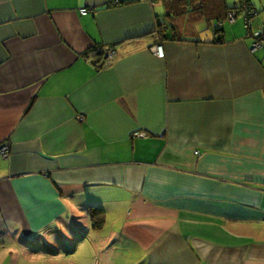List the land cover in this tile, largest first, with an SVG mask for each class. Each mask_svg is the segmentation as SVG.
I'll return each mask as SVG.
<instances>
[{
    "label": "crops",
    "instance_id": "1",
    "mask_svg": "<svg viewBox=\"0 0 264 264\" xmlns=\"http://www.w3.org/2000/svg\"><path fill=\"white\" fill-rule=\"evenodd\" d=\"M243 2L0 0V244L88 220L131 264H264V0L250 29Z\"/></svg>",
    "mask_w": 264,
    "mask_h": 264
},
{
    "label": "rangeland",
    "instance_id": "2",
    "mask_svg": "<svg viewBox=\"0 0 264 264\" xmlns=\"http://www.w3.org/2000/svg\"><path fill=\"white\" fill-rule=\"evenodd\" d=\"M254 9L257 16L259 9L256 6ZM113 215L114 218H110L107 228L100 235L104 236V233L109 234L119 229L121 223L120 213H113ZM75 227L77 228H75V233L78 242L70 236L67 237L70 230H63L66 238L58 247H56V242L51 241L56 240L52 234L49 237H44L42 242H38L39 240L35 238L24 240L23 236L13 229V232L9 236L7 235L4 240L5 245L0 244V264H131V260L127 256L129 251H125L120 245L116 246V249L119 250H113L115 246L113 242H115L117 236L112 238V249L107 248L103 251V245L99 242V239L96 243L92 241L95 236L93 232L95 228L89 224L88 220H80ZM96 230L100 231L102 229ZM95 237H98V234ZM99 251L102 253L99 254ZM117 251L119 252L117 253ZM133 262L135 264L141 263L137 260Z\"/></svg>",
    "mask_w": 264,
    "mask_h": 264
},
{
    "label": "built area",
    "instance_id": "3",
    "mask_svg": "<svg viewBox=\"0 0 264 264\" xmlns=\"http://www.w3.org/2000/svg\"><path fill=\"white\" fill-rule=\"evenodd\" d=\"M255 7L250 6L249 3L246 2V0H244L243 5H242V10L245 13V17H246V27L248 29L252 28V21L256 16V10L254 9ZM82 13H87L88 9L84 8L81 9ZM236 15V11H232L229 14V18H231L232 20L234 19ZM252 30V29H251ZM252 35L255 38V42L253 45V49L256 48H260L262 46H264V27H258L256 29H253L252 31ZM152 51L160 58L164 57V50H163V46L162 45H156L154 47H152ZM114 52H108L107 58L106 59H110L111 56H113ZM11 154V145L9 142H0V158H4V159H8L10 157Z\"/></svg>",
    "mask_w": 264,
    "mask_h": 264
},
{
    "label": "trees",
    "instance_id": "4",
    "mask_svg": "<svg viewBox=\"0 0 264 264\" xmlns=\"http://www.w3.org/2000/svg\"><path fill=\"white\" fill-rule=\"evenodd\" d=\"M151 1H156V0H151ZM165 3V13L170 15V16H176V17H184L187 16V12L188 9L187 7H190V0H163ZM200 1V0H199ZM247 3L250 4L251 8H252V3L251 0H246ZM176 4V5H175ZM200 4V3H198ZM232 11H236V14L238 12H242L243 10H240V7H230L226 9V17H229L230 12ZM227 19V18H226ZM225 20V19H223ZM166 25L165 23H163L162 21L160 22V27H161V31H164V29H166ZM224 32V28H223V23L221 25V27L217 26V34H219V38L217 40L222 41L223 40V33ZM99 210V209H98ZM101 212V211H100ZM102 214V212H101ZM94 226L95 227H100V225L103 224L104 220L101 217H97L94 218ZM98 225V226H97Z\"/></svg>",
    "mask_w": 264,
    "mask_h": 264
}]
</instances>
